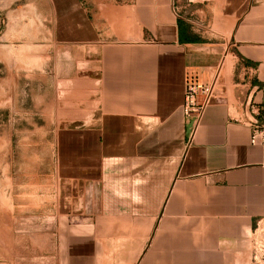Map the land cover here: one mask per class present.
Here are the masks:
<instances>
[{
  "label": "crops",
  "instance_id": "obj_1",
  "mask_svg": "<svg viewBox=\"0 0 264 264\" xmlns=\"http://www.w3.org/2000/svg\"><path fill=\"white\" fill-rule=\"evenodd\" d=\"M31 6L48 36L26 41L30 23L16 20L0 41L32 44L33 71L11 46H0V64L5 92L20 90L9 76L28 73L34 92L49 93L60 203L73 222L54 264H264V147L251 143L250 112L264 104V0ZM217 77L218 99L193 135L186 82Z\"/></svg>",
  "mask_w": 264,
  "mask_h": 264
},
{
  "label": "rangeland",
  "instance_id": "obj_2",
  "mask_svg": "<svg viewBox=\"0 0 264 264\" xmlns=\"http://www.w3.org/2000/svg\"><path fill=\"white\" fill-rule=\"evenodd\" d=\"M31 4L33 0H8L9 12L0 11V35L20 20L30 28L18 37L32 41L33 34L48 36L43 26L46 16L43 12L34 16ZM1 45L11 46L12 54L19 49L25 71H33L27 51L32 44L0 41ZM0 61H4L2 50ZM4 76L0 64V264H54L61 233L73 222L64 217L65 204L60 203L55 125L48 123L49 93L34 92L37 77L28 73L9 76L12 83L21 79V86L19 91L5 92ZM73 206V214H81L80 205Z\"/></svg>",
  "mask_w": 264,
  "mask_h": 264
},
{
  "label": "built area",
  "instance_id": "obj_3",
  "mask_svg": "<svg viewBox=\"0 0 264 264\" xmlns=\"http://www.w3.org/2000/svg\"><path fill=\"white\" fill-rule=\"evenodd\" d=\"M220 85L218 77L207 84L195 80L186 82L183 112L186 119L194 123L193 135L214 101L218 99ZM250 112L255 117V122L251 125V143L253 146L264 147V104L252 103ZM260 249L264 254V247Z\"/></svg>",
  "mask_w": 264,
  "mask_h": 264
}]
</instances>
